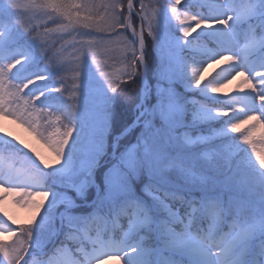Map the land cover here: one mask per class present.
I'll return each mask as SVG.
<instances>
[{"label":"snow or ice","instance_id":"1","mask_svg":"<svg viewBox=\"0 0 264 264\" xmlns=\"http://www.w3.org/2000/svg\"><path fill=\"white\" fill-rule=\"evenodd\" d=\"M180 4L139 0L137 11L133 0L126 9L123 0H107L99 9L90 0H45L32 6L38 23L29 28L19 22L26 13L18 0H0V116L25 125L55 156L48 164L27 152L0 155L20 164L0 163V203L19 193L14 203L36 213L27 225L12 227L16 221L0 210V234L14 237L0 240V264H103L109 258L161 264L165 253L171 257L166 264H264V153L257 147L264 146V133L254 135L258 126L264 129V0H184L182 11ZM145 29L153 47L163 37L179 70L150 106L144 103L150 91L143 87ZM69 47L70 59L62 60ZM100 55L123 67L106 71L115 65ZM219 60L232 62L222 70L225 79L233 72L245 77L249 91L236 101L243 104L239 111L227 103L215 111L205 106L218 102L210 93L221 85L215 78L203 83L202 71ZM41 63L39 71L25 73ZM88 65L87 75L98 76L107 92L141 101L140 116L125 129L143 125L135 143L106 142L107 96L102 129L81 138L77 117ZM197 90L203 99L189 95ZM46 93L65 99L45 106ZM229 111L231 117L220 119ZM243 125L249 127L241 131Z\"/></svg>","mask_w":264,"mask_h":264},{"label":"rangeland","instance_id":"2","mask_svg":"<svg viewBox=\"0 0 264 264\" xmlns=\"http://www.w3.org/2000/svg\"><path fill=\"white\" fill-rule=\"evenodd\" d=\"M18 2L22 5V8L19 10V12L26 13L25 15L20 16L19 22L21 24L27 25L29 28L32 27L34 24L38 23V21L33 18L32 6L34 4L35 5L43 4L45 0H18ZM77 2H79V0H77ZM90 2L94 3L97 9H99L101 5L107 3V0H90ZM144 3L146 5L149 3L155 4L156 0H144ZM125 4H127V2ZM134 5L135 7H138V9L136 10L139 11V0H135ZM183 7H184V0H181V4L178 6V8L182 11ZM102 14L103 13H101V15ZM125 15H127V12L125 13ZM138 22L140 23V21ZM175 24L179 26V21L178 20L175 21ZM48 26L55 27V25H53L51 22L48 23ZM136 28L137 30H139L140 24ZM173 31L177 36L179 35L178 29L173 28ZM144 34L146 37L148 36L146 29ZM128 36L129 38H131L130 31L128 33ZM194 36H196V33H193L192 36H190L188 39L191 40ZM66 38L71 39V37H67V36ZM149 40L151 43L152 50L155 51V61L151 65L149 59L147 58L148 65H147L144 88L150 91L146 93L147 99L145 100V103L149 101L151 96H153L157 100V90L159 86L164 85L165 87H167V79L169 75H176L179 71L177 66L174 65L169 59L168 47L163 37L161 38L159 44L156 47L152 46L151 37H149ZM201 43L207 44V41H201ZM59 46H60L59 44L56 45L57 48H59ZM208 46L211 47V45ZM240 46L243 47V43H241ZM71 52H72L71 47L67 48V51L64 53V56L61 57V59L69 60L70 59L69 53ZM148 53L149 51L147 47V56ZM111 55L119 56V53L114 52L111 53ZM97 59L101 61L107 60V62L110 65L112 64L115 65L114 68L105 69L106 71H117L123 67L121 64L116 63L112 59H108V57H105L104 55L98 56ZM231 63H232L231 61L219 60L218 63L208 64L206 67H204L202 71L201 79L203 83H208V81L213 80L214 78L219 79L221 85L220 92L215 94L210 93V95H215L218 98V100H221L223 102L232 101L233 103H236V101L240 97H242L245 92L249 91V89L244 87L245 77L239 76L235 72L231 73V75H229L227 79L224 78V74L222 73V70L228 69ZM43 66L44 65L42 63L36 65H30L27 69H25V73H33L39 71L41 68H43ZM89 70H90V65L86 66L84 69L85 72L84 85L80 99L79 115L77 117L78 132L81 138L84 140H86L93 133L94 130L102 129V115L104 110V104L106 103V96L111 97L113 95L112 93L107 92L106 85L103 84V82L98 78V76L90 78L87 75ZM91 71L94 73L95 66L91 68ZM25 73H22V75H24ZM67 75L70 76L71 73H68ZM97 75H99L98 72ZM44 83L51 85V78L49 81H46ZM253 83H257V81L253 80ZM36 88L39 89V85H37ZM101 89L103 91H101ZM49 97L56 98V102L50 100ZM65 97H67V93L65 94ZM64 99L65 98L61 97L58 93H46L45 96L41 98L40 103L45 106H50L54 108L57 105H59V103L62 104ZM236 104L238 105L240 104V106L243 108V104L241 103H236ZM139 111H141V108L139 109ZM246 126L249 127V125ZM49 131H51V129H49ZM255 132L260 135L261 133H264V129L258 126ZM7 139L13 140V142L16 143L18 146H20L21 148L22 145L20 142H23V144H26L28 147L27 149H23V148L20 149L12 141ZM8 151L27 152L28 155H30L33 159L37 160V162H39L41 157L48 164H53L55 161V156L51 152V150L47 147V145H45L25 125L19 123L18 121L10 117L0 116V155L7 156ZM21 161H22V157H21ZM0 163H3L4 166H8L9 164H11L17 168L20 167L19 163H16L15 161L12 160L0 161ZM0 192H2V189H0ZM17 196H19V193H15V194L10 193L7 199L3 203H0V210H6L8 214L12 216L13 219L16 221V225H13L12 227H16L18 225H27L29 222L32 221V218L36 216L35 211L31 207H22L14 203V197ZM33 198L36 200L41 199V197L39 196H35ZM12 239H14V237L0 234V240H3L5 242H10ZM168 259H171V257L167 253L159 257L161 264H166V261ZM103 264H123V259L109 258L104 260Z\"/></svg>","mask_w":264,"mask_h":264},{"label":"trees","instance_id":"3","mask_svg":"<svg viewBox=\"0 0 264 264\" xmlns=\"http://www.w3.org/2000/svg\"><path fill=\"white\" fill-rule=\"evenodd\" d=\"M126 2H127V0H123L124 6L125 5L127 6V4H125ZM136 8L138 9V7H136ZM125 9H126V7H125ZM125 13H126V11H125ZM138 21H139L138 18L134 21L135 27L139 26ZM145 39H146V43H147V47H148V51H149L147 58L149 59L151 65H152L155 61V51L152 50L149 37L145 36ZM133 87L138 89L139 85L137 84V85H134ZM178 90L183 91L184 89L181 87ZM189 95L197 96L198 99H203V97L199 96V90H197L196 92L189 93ZM111 98L112 99H111V102L109 104V110L111 113L110 127H109L108 131L104 134L106 142L109 145H111L113 140L118 139V136L121 135L125 131V129H127L128 126L133 123L135 116H136V106L140 102V100L138 99L135 104H132V103H129L128 101L122 99L121 97H119L116 94H113L111 96ZM156 102H157V100L153 96H151V98L149 99V101L147 103L149 105H152V104H155ZM204 103H205V106H207V107H213L214 111L217 109L223 108L226 103L231 104L235 108L236 111H239L240 109H242V107L240 105L233 103L232 101L223 102L221 100L220 101L218 100V102L214 106L212 104H209L207 101H204ZM57 106H59V105H57ZM232 115H233V112L229 111L228 116H221L220 119L227 120ZM215 126H217V128L222 127L220 125V122H215ZM246 128H247V126L243 125L241 128V131H244ZM141 129H142V124L137 125L129 133H127L121 139H119L120 143L121 144L135 143L136 138L140 135ZM230 135H236L238 137V142L242 140V138L239 137V134H231L230 133ZM254 135L257 139L260 136L256 132H254ZM245 147H248L249 151H250V146L245 145ZM257 147L262 151V153H264V151H263L264 148L262 145L257 144ZM253 159H254V156H253Z\"/></svg>","mask_w":264,"mask_h":264},{"label":"water","instance_id":"4","mask_svg":"<svg viewBox=\"0 0 264 264\" xmlns=\"http://www.w3.org/2000/svg\"><path fill=\"white\" fill-rule=\"evenodd\" d=\"M145 73H146V71H145Z\"/></svg>","mask_w":264,"mask_h":264}]
</instances>
